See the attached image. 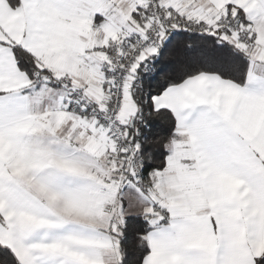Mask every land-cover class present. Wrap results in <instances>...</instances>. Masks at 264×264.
Wrapping results in <instances>:
<instances>
[{"label": "snow or ice", "instance_id": "snow-or-ice-1", "mask_svg": "<svg viewBox=\"0 0 264 264\" xmlns=\"http://www.w3.org/2000/svg\"><path fill=\"white\" fill-rule=\"evenodd\" d=\"M0 264H264V0H0Z\"/></svg>", "mask_w": 264, "mask_h": 264}]
</instances>
